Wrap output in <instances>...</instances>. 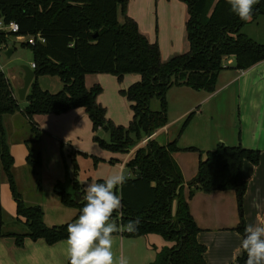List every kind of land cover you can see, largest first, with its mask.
<instances>
[{"label": "trees", "instance_id": "trees-1", "mask_svg": "<svg viewBox=\"0 0 264 264\" xmlns=\"http://www.w3.org/2000/svg\"><path fill=\"white\" fill-rule=\"evenodd\" d=\"M179 1L187 8L188 50L164 62L157 42H149L139 32L137 23L126 15L128 0H0L4 23L14 21L19 26L18 34H40L44 39V42L36 40L34 45L21 43L31 51L35 74L25 96L27 105L22 109L9 79L0 69V176L4 173L8 182L16 206V221L26 227L22 234L3 230L0 203V237H12L18 246L23 245L25 238L43 239L52 245L67 240L68 225H45L42 208L24 202L12 172L14 159L6 141L4 116L21 112L28 120L34 134V141H26L28 147L41 136V130L32 121L34 115L62 114L82 108L91 122L92 133L103 129L109 134L108 142L96 134L92 139L111 153L127 154L142 139L166 125V96L171 87L186 86L210 93L215 90L218 74L224 68V58L233 57L234 68L238 70H246L264 60V44L241 32L249 20L241 21L225 0ZM119 15L122 22L118 21ZM259 16H264V0L253 6L250 20ZM11 36L16 35L0 31V46L6 47ZM91 73L111 74L118 82L125 74L140 76L137 82L119 91L132 111L126 127L107 119L106 108L97 101L102 87L85 86L84 77ZM40 75L59 78L61 90L51 93L40 88L36 81ZM153 97L159 101L158 110L150 109ZM177 151L176 141L159 145L152 139L134 150L124 165L130 176L122 187L115 189L122 197L121 208L113 212L110 222L115 221L118 229L115 234L126 237L156 234L173 243L162 248L151 264H207L205 247L197 241L200 229L190 214L188 199L196 192L233 191L239 214L235 230L243 238L247 230L243 217L247 182L242 167L245 161L256 165L259 151L219 144L213 150L199 152L197 173L186 184L172 156ZM26 162L35 174L41 166L39 150L29 147ZM37 184L39 187L38 180ZM54 189L58 190L64 206L81 210L85 202H75L74 194L83 196V192L73 179L57 182ZM129 221L139 222L136 232L123 231ZM246 261L247 255L241 250L233 264H246Z\"/></svg>", "mask_w": 264, "mask_h": 264}, {"label": "crops", "instance_id": "crops-1", "mask_svg": "<svg viewBox=\"0 0 264 264\" xmlns=\"http://www.w3.org/2000/svg\"><path fill=\"white\" fill-rule=\"evenodd\" d=\"M125 11L126 15L137 23L139 32L149 42H157L162 61L170 58L167 56L173 57L177 53L182 54L179 40L182 38V23L184 22L185 27L188 18L184 3L179 0H128ZM119 16L121 21L119 18L118 21L122 22V16ZM258 18L246 23L255 24L257 30H250L251 34L248 35L244 33L257 43H259L257 40L261 34L258 27L262 23V20H258ZM153 24H157V26L154 28ZM186 45L188 48L187 38ZM32 64L31 60L28 66L31 68ZM234 64L233 57L223 59L224 68L218 74L213 92L194 91L186 86L171 87L166 96L168 104L166 125L142 139L129 153L124 155L122 161L119 159L116 161H119L120 169L133 154L135 148L143 146L149 139L155 140L159 145L176 141L179 151L173 153L172 156L180 168L186 184L197 173L200 153L213 150L219 144L240 145L244 148L258 150V163L253 165L245 161L242 167L243 177L247 182L243 197V217L246 228H248L264 224V60L246 70L235 69ZM131 75L126 81V78H122L123 84L118 82L115 76L106 73H91L84 77V84L87 88L95 84L102 87L97 101L106 108L110 120L114 119L108 111L113 102L120 103L119 107L126 105L119 91L138 81L136 74ZM23 76L22 69L11 78L6 76L21 109L27 105L25 99L18 100L17 96V90L23 85ZM50 82L53 90L62 88L60 80H50ZM108 85H111L110 98L107 97L106 92ZM176 93L180 97L178 99L179 106L177 109H173V96ZM150 105L154 108L153 110L159 109L156 100H152ZM187 119L186 125L182 128ZM32 121L41 130L39 153L44 178V186L40 185L37 189L35 188L42 194H39L38 203L35 204L43 208L45 225H58L61 219L65 218L67 221L69 219L67 216H70L67 212L68 209L62 206L54 189V185L64 181L65 178V171L59 158L62 156L63 146H67L66 144H70L68 146L73 144V150H81V146L90 145L92 140L91 122L82 108L72 109L62 114H36L32 117ZM3 125L7 145L14 159L12 172L17 189L24 200L26 195L22 193L21 180H24L25 175L30 174L31 181H34V173H27V170H24L27 166L26 141H29L30 135L28 139H25L26 137H19V133L22 128L31 131L29 122L21 112H16L4 116ZM11 135L13 142L10 143ZM114 154L111 153L112 156H115ZM126 172L128 174L127 170ZM4 176V173H1L0 189L6 185L9 187L8 182L6 183L7 180L3 183L2 177ZM30 187L33 188V184ZM25 188H28V185ZM184 194L187 197V186H185ZM41 198H43L42 201ZM44 204H48V206H42ZM188 205L190 214L200 229L197 241L205 247L204 259L206 263L233 264L241 254L240 243L242 240V236L235 230L239 223L235 193L231 190L210 193L196 192L192 198L188 199ZM14 216L12 215L13 219H10L16 221ZM2 217L3 220L6 217L3 207ZM153 235L156 234L126 237L119 233H113L114 257L118 260L120 256H124L127 258L128 264L153 263L160 250L167 247V241L164 239L165 242L157 245L156 240L152 238ZM66 242L67 240H62L49 245L43 239L25 238L23 245L18 246L14 238L0 237V264H67ZM168 243H170L168 247L173 244L172 242Z\"/></svg>", "mask_w": 264, "mask_h": 264}, {"label": "rangeland", "instance_id": "rangeland-1", "mask_svg": "<svg viewBox=\"0 0 264 264\" xmlns=\"http://www.w3.org/2000/svg\"><path fill=\"white\" fill-rule=\"evenodd\" d=\"M119 21H121L120 16L118 17ZM258 20H262L261 24H259V29H260V38H258L257 41H259V43L264 44V16H260L258 18ZM184 23V22H183ZM182 23V38L179 40V44L182 47V54L185 53L187 51V45H186V36H185V27L184 24ZM154 28L155 26H157V24H153ZM246 26L241 30L242 33H247V35L250 33V30H257L256 25L255 24H245ZM153 28V33L155 34V29ZM158 30V28H157ZM251 34V33H250ZM156 41V40H155ZM8 49H11L13 52L12 54L8 57L4 52L1 54L0 56V69L3 71V73L8 77L11 78L15 73H18L21 71V66H26L29 65L30 61L32 60V54L29 48L27 47H23L21 46V43L17 40L16 36H11L7 39V44ZM177 53V52H175ZM171 55V54H169ZM179 55V53L175 54ZM170 58H166L167 60H163L168 61L169 59L172 58V56H167ZM174 57V56H173ZM129 76H132L131 74H125L123 76V78H126L125 81L130 78ZM135 76L138 77L139 80V75L136 74ZM50 80H58L59 78L55 77V76H49V75H40L37 77V84L40 88L47 90L51 93H57L59 90H53L51 87V82ZM121 84H123V80L120 81ZM55 91V92H53ZM111 91V85H108L107 88V97L110 98V92ZM178 93H176L175 96H173L174 101L172 104H174V108L173 109H177L178 108V99H180V97H178L177 95ZM122 96V95H120ZM121 98H123L124 102H126V105H124V107H119L120 103H112V105L109 107V114H112L114 119H111V121L114 124H120L123 126H127L129 124V121L131 119V109H130V103L127 101V99L122 96ZM152 100H156L157 105L159 107V101L153 97L150 101V104L152 103ZM125 104V103H123ZM20 106V105H19ZM150 109L153 110L154 108H152V105H150ZM158 109V108H156ZM168 111V110H167ZM170 111V110H169ZM171 112V111H170ZM108 112H106V117L107 119H110L108 117ZM128 117V118H127ZM121 121L122 123H115V122ZM99 138H101L102 140L108 142L109 141V134L107 131L103 130V129H98V131L95 133ZM94 133H92V138L95 135ZM30 135V137H29ZM13 136H10V143L13 142ZM19 137H26L25 139H28L30 141H34V134L29 131V129H23L20 131L19 133ZM41 140V139H40ZM40 140L38 142H34V144L28 146L27 149V154L28 155V148H35V150H39L40 148ZM63 143V142H61ZM66 144V143H65ZM67 146H63V153L62 156H60V162H62V167L64 168L65 171V179L67 178H71L73 179L77 186L79 187L80 191L83 192V183H93L96 182L97 180H104L106 179L108 176L112 175L113 173L117 172L119 170V161L116 160H120L122 161L123 157L125 154L123 153H115V156L111 155V152L103 149L102 147H100L98 145L97 142H95L93 139L90 141V145H85V146H81V150H73V144L72 146H68L70 144H66ZM80 146V145H79ZM137 148V147H136ZM135 148V149H136ZM111 157L112 160L110 159ZM34 158H36L34 156ZM28 166V165H27ZM24 170H27V173H31L33 174L34 172L32 171V169L30 168V166L27 167ZM42 168L41 166L37 168L36 173L34 174V181H31V175L29 174L28 176L25 175L24 180H21V184H23V190L22 193H25L24 195H26L24 197V200L26 203H29L31 205H36L35 203H38L37 201L39 200V194H41V192L36 191L38 184H37V180L39 181L40 185L43 187L44 186V178H43V173H42ZM26 173V174H27ZM127 177L130 176L127 174ZM5 177V176H4ZM4 177H2L3 179V183L6 181V179H4ZM63 182V181H62ZM7 183V181H6ZM33 184V188H31L30 186H32ZM26 185H28V188H25ZM36 188V189H35ZM56 191V190H55ZM58 191V190H57ZM56 191L57 195L58 192ZM42 195V194H41ZM43 198H41L42 201ZM0 201H1V205L2 207L5 209V219L4 224H3V230L5 231H12L14 233H18V234H22L26 232V227L24 224L22 223H18L13 219V217H11L12 215L14 216L16 213V206H15V202L13 203V198H12V194L10 191V188L6 185V187L0 189ZM46 202V201H45ZM44 207L48 206V204H44L42 205ZM63 207H65L66 209H68V214H70L69 219L67 221H65V218L61 219L60 224H64V223H72L75 222V220L78 218V211H80L79 207H66L62 204ZM43 211V208H42ZM73 213V216L71 217V214ZM9 217V218H7ZM16 217V216H14ZM12 218V219H10ZM49 221H51V219L49 218ZM64 221V222H63ZM43 222H44V211H43ZM113 224H115V221H112ZM45 224V223H44ZM116 225V224H115ZM50 226H56V225H50ZM49 226V227H50ZM156 240L157 245H159V243L165 242L163 241V239L157 235H153V237ZM170 243H166V245L168 246ZM173 244H171L172 246Z\"/></svg>", "mask_w": 264, "mask_h": 264}, {"label": "clouds", "instance_id": "clouds-1", "mask_svg": "<svg viewBox=\"0 0 264 264\" xmlns=\"http://www.w3.org/2000/svg\"><path fill=\"white\" fill-rule=\"evenodd\" d=\"M230 11L241 21L251 19L253 6L260 0H225ZM127 182L124 166L102 182L83 183L85 202L75 222L67 225V259L69 264H128L124 256L114 257L112 234L118 229L110 222L121 208L122 197L115 189ZM138 221H129L123 231L136 232ZM246 264H264V224L249 226L241 240Z\"/></svg>", "mask_w": 264, "mask_h": 264}, {"label": "built area", "instance_id": "built-area-1", "mask_svg": "<svg viewBox=\"0 0 264 264\" xmlns=\"http://www.w3.org/2000/svg\"><path fill=\"white\" fill-rule=\"evenodd\" d=\"M0 31H6L8 33L11 34H15L17 37V40L20 43L26 42L30 45H34V43L37 41L39 42H44V39L40 36V34H37L36 36H24V35H20L18 34L19 32V26L16 22L14 21H10L9 23H4L2 21V18H0ZM8 50L7 47H5L4 45L0 46V56L1 54L4 52H6ZM31 68H34V64L31 65Z\"/></svg>", "mask_w": 264, "mask_h": 264}, {"label": "water", "instance_id": "water-1", "mask_svg": "<svg viewBox=\"0 0 264 264\" xmlns=\"http://www.w3.org/2000/svg\"><path fill=\"white\" fill-rule=\"evenodd\" d=\"M0 18H1V14H0ZM5 54L9 57L11 54H12V50L8 49ZM21 69L23 70L24 72V76H23V85L21 88H19L17 90V96H18V100H24L25 99V96L27 94V90L31 84V82L33 81L34 79V71L32 68H30L28 65L26 66H21ZM137 177L139 176V173H137L136 175ZM82 196H77L74 194V199H75V202H79L82 200L81 198Z\"/></svg>", "mask_w": 264, "mask_h": 264}]
</instances>
